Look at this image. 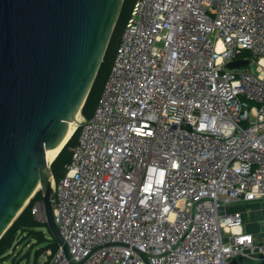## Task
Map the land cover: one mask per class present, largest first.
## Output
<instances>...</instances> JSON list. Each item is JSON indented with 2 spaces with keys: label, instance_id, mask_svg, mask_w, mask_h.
Here are the masks:
<instances>
[{
  "label": "built area",
  "instance_id": "built-area-1",
  "mask_svg": "<svg viewBox=\"0 0 264 264\" xmlns=\"http://www.w3.org/2000/svg\"><path fill=\"white\" fill-rule=\"evenodd\" d=\"M78 130L54 183L67 251L43 264L264 259L232 210L264 200V0H137Z\"/></svg>",
  "mask_w": 264,
  "mask_h": 264
},
{
  "label": "water",
  "instance_id": "water-1",
  "mask_svg": "<svg viewBox=\"0 0 264 264\" xmlns=\"http://www.w3.org/2000/svg\"><path fill=\"white\" fill-rule=\"evenodd\" d=\"M124 0H0V240L37 191L50 231L52 163L98 76ZM238 59L229 68L245 66Z\"/></svg>",
  "mask_w": 264,
  "mask_h": 264
},
{
  "label": "trees",
  "instance_id": "trees-1",
  "mask_svg": "<svg viewBox=\"0 0 264 264\" xmlns=\"http://www.w3.org/2000/svg\"><path fill=\"white\" fill-rule=\"evenodd\" d=\"M136 1L137 0H124L117 25L100 67L98 76L82 108V115L87 119H90L95 111L104 85L108 79L117 48L121 42V38L126 27V23L131 15ZM79 132L80 131L77 129L72 138L52 163V172L54 174L55 181L57 182L60 181L66 173V165L72 159L71 148L77 144ZM37 202H43V193L41 190L35 194L26 208L21 212L11 227L1 238L0 262L4 261L9 256L10 252L16 248L18 242L21 239V235L32 238V240L35 241V244L39 246V249L37 250V258L46 251H50L49 257L51 258L58 251L60 243L50 231L48 223L46 221L42 222L38 220L32 214V207Z\"/></svg>",
  "mask_w": 264,
  "mask_h": 264
},
{
  "label": "crops",
  "instance_id": "crops-1",
  "mask_svg": "<svg viewBox=\"0 0 264 264\" xmlns=\"http://www.w3.org/2000/svg\"><path fill=\"white\" fill-rule=\"evenodd\" d=\"M237 207L244 215L243 229L254 234L258 239L262 238L264 234V200L239 202ZM231 264H264V259L259 254L256 257L239 255L233 259Z\"/></svg>",
  "mask_w": 264,
  "mask_h": 264
},
{
  "label": "rangeland",
  "instance_id": "rangeland-1",
  "mask_svg": "<svg viewBox=\"0 0 264 264\" xmlns=\"http://www.w3.org/2000/svg\"><path fill=\"white\" fill-rule=\"evenodd\" d=\"M245 55H251V53L246 51ZM248 67H251L253 71H255L256 64ZM237 204L233 205V211H241V209L237 207ZM20 238L21 239L16 248L12 250L9 256L4 261L0 262V264H43L46 259H48L50 254L49 251H46L37 258V250L39 249V246L35 244V241L32 240V238L23 235H21Z\"/></svg>",
  "mask_w": 264,
  "mask_h": 264
},
{
  "label": "bare ground",
  "instance_id": "bare-ground-1",
  "mask_svg": "<svg viewBox=\"0 0 264 264\" xmlns=\"http://www.w3.org/2000/svg\"><path fill=\"white\" fill-rule=\"evenodd\" d=\"M83 121V115L81 112L76 113L74 118L68 122V129L66 132L65 137L63 140L58 144L57 146L50 148L47 150L46 155L49 163H52L59 153L62 151V149L66 146V144L69 142V140L72 138L76 130L79 128L80 124ZM52 186L54 187L55 178L52 177Z\"/></svg>",
  "mask_w": 264,
  "mask_h": 264
}]
</instances>
